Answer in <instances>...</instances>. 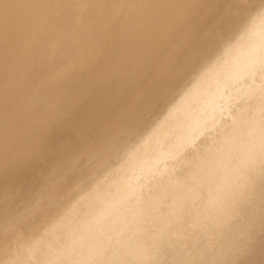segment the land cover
I'll return each mask as SVG.
<instances>
[{
  "label": "rangeland",
  "instance_id": "rangeland-1",
  "mask_svg": "<svg viewBox=\"0 0 264 264\" xmlns=\"http://www.w3.org/2000/svg\"><path fill=\"white\" fill-rule=\"evenodd\" d=\"M254 1L0 0V220L29 209L45 193L64 198L63 205L71 204L73 198H66L63 191L78 184L80 176L90 177L97 157L87 152L97 147L99 139H105L103 148H107L110 138L119 135L115 144L110 143L118 154L109 163L117 167L127 160L124 147H136L147 135H157L155 147L145 150L151 162L136 167L126 179L145 198L184 181L180 178L194 172L208 150L216 151L223 140H232L235 121L263 118L264 111L257 114V109L264 106V92L257 94L253 89L264 91V51L244 54L251 47L246 42L236 50L232 68L241 56L246 58L231 74L223 75L222 64L216 67L213 86L206 92L216 110L200 121L198 133L189 134L192 142L179 149L180 136L161 134L158 127L191 81L206 67L218 64L226 45L264 9V2L252 6ZM244 11L237 33L227 40L218 38L211 55L199 58L200 51L221 36V28L234 25L236 15ZM252 65L255 70L250 73ZM216 87L219 93L214 96ZM204 107L201 102L187 107L182 126L190 128L194 113ZM129 117L137 123L130 121L116 130ZM253 140L248 138L240 149ZM257 153L261 154L260 148ZM74 158L92 163L70 170ZM244 160L233 157L231 168L238 170ZM249 173L258 176V185H227L244 200L262 192L264 163L253 164ZM110 177L116 178L106 173L101 180ZM187 183L186 190L193 191L194 184ZM93 185L86 187H97ZM263 205L259 202L252 209L261 210ZM234 206L237 214L250 210ZM156 213L167 215L166 207L139 218L148 232L130 231L128 238H140L147 248L148 240L141 235L170 228L169 224L157 226L152 218ZM37 223L30 221L32 226ZM241 237L264 246L261 231ZM261 253L251 259L264 264V250Z\"/></svg>",
  "mask_w": 264,
  "mask_h": 264
},
{
  "label": "bare ground",
  "instance_id": "bare-ground-1",
  "mask_svg": "<svg viewBox=\"0 0 264 264\" xmlns=\"http://www.w3.org/2000/svg\"><path fill=\"white\" fill-rule=\"evenodd\" d=\"M260 2L264 0H256L252 2V6ZM245 15L246 11L239 13L234 25L227 24L221 28V36L215 37L202 49L199 58L205 59L212 52L220 42L218 38L228 39L234 32L237 33V24ZM247 24L239 35L235 34L236 38H231V43L227 42L226 47H221L225 48L221 50V55L218 54V64L209 62L211 66L206 67L208 69L205 68L202 75L193 77L194 80L190 77V88L187 87V91L185 89L181 100L173 105L162 125L158 126L161 134L180 136L179 149L192 142L189 134L197 131L200 121L216 110L209 100L211 98H208L210 95L206 94L207 88L213 86L216 67L222 64L223 75L231 74L246 58L241 56L239 63L232 68L233 62L238 58L236 50L246 42L251 43V47L244 54H256L253 52L255 50L264 51V9ZM214 59L215 57L213 62ZM254 70L255 65H252L249 72ZM253 90L257 94L264 92L259 88ZM214 92V96L219 93L217 87ZM199 102L205 105L203 110L206 109V113L203 110L197 111L194 119V114L192 115L191 127H183L182 120L187 107ZM261 111H264V106L257 109V114ZM125 120L116 130L130 121L137 123L136 118L132 120L129 117ZM232 133V140H223L216 151L208 150L209 155L199 159L194 172L180 178L184 181L168 185L164 192L145 198L126 179L136 167L151 162L152 159L145 156V150L155 147L157 135H147L136 147H124L125 151L122 153L126 154L127 160H121L122 163L117 167L109 163L118 154L114 149L116 146L113 148L110 143L115 144L119 135L115 134L110 138L107 148H103L105 139H99L97 147L87 152L88 155L97 157L91 166L90 177L80 176L78 184L63 191L66 198H73L71 204L63 205L64 198H51L45 193L29 209L0 220V264H263V261L252 260L251 256L256 253L261 255L264 246L255 239L246 240L241 236L251 231H261L264 234V205L261 210L252 209L253 205L264 202V187L260 194L244 200L228 190L227 185H258V176L249 171L253 164L264 163V115L263 118L255 117L249 122L242 119L235 121ZM248 138H254L252 144L240 149ZM258 148L261 154L257 153ZM233 157L246 159L240 162L238 170L230 166ZM91 163L92 161H87L84 164L74 158L69 169L77 171ZM106 173H113L116 178L110 177L111 180L102 181L101 175ZM187 182L194 184L193 191L186 190ZM92 183L97 184V187H86L93 185ZM199 189L203 191L200 192ZM235 204L250 210L237 214ZM159 206L166 207L167 215L154 214V222L160 228L165 224L171 227L162 228L159 234L141 235L148 240L147 248L140 238L130 240V231L137 235L148 232L146 227L140 225L139 218L153 214ZM31 220H39V223L32 226ZM124 223L128 224V228H125ZM28 228L30 230L26 233ZM125 255L126 257L119 258Z\"/></svg>",
  "mask_w": 264,
  "mask_h": 264
}]
</instances>
